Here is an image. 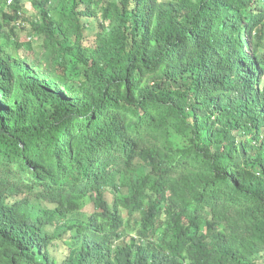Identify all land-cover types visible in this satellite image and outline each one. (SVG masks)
<instances>
[{"label":"trees","instance_id":"trees-1","mask_svg":"<svg viewBox=\"0 0 264 264\" xmlns=\"http://www.w3.org/2000/svg\"><path fill=\"white\" fill-rule=\"evenodd\" d=\"M30 5L0 0V264H264V0Z\"/></svg>","mask_w":264,"mask_h":264},{"label":"rangeland","instance_id":"rangeland-1","mask_svg":"<svg viewBox=\"0 0 264 264\" xmlns=\"http://www.w3.org/2000/svg\"><path fill=\"white\" fill-rule=\"evenodd\" d=\"M19 6L22 4L23 9L28 12L31 13L32 9H31V5H30V0H14L13 3L10 5L8 4L9 8H14L15 5ZM97 31V23L95 19H90L87 28L84 30V36L87 38V42H91L94 37H95V33ZM25 34H22L23 36V40H21V42H30L32 50L27 49V52L24 49H20V53H22V55L26 54L28 56V58L30 59V61H35L36 57L39 56L42 52V49L40 48V46L38 45V43L36 42V37H32L29 41V39H27V37L25 38L24 36ZM5 39V37H0V41H3ZM27 39V40H26ZM15 43L13 40H6L4 43H2V47L4 49V52H6L7 54H11L12 56L14 55V53L16 54V48H15ZM122 194H124V191L121 192ZM38 205H41V203L35 201ZM132 225V224H130ZM132 226H130L131 228ZM50 247V253L51 255H53L56 259H61L64 256V252L63 250H66V245L64 243H60L59 241H55L53 242V244L49 245Z\"/></svg>","mask_w":264,"mask_h":264},{"label":"clouds","instance_id":"clouds-1","mask_svg":"<svg viewBox=\"0 0 264 264\" xmlns=\"http://www.w3.org/2000/svg\"><path fill=\"white\" fill-rule=\"evenodd\" d=\"M13 1H14V0H7V5H8V4L11 5V4L13 3Z\"/></svg>","mask_w":264,"mask_h":264}]
</instances>
